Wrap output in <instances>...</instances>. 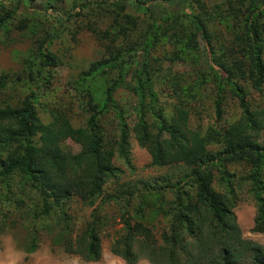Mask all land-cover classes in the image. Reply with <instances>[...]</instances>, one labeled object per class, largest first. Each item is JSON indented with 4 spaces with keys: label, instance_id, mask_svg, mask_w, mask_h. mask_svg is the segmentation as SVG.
Wrapping results in <instances>:
<instances>
[{
    "label": "trees",
    "instance_id": "obj_1",
    "mask_svg": "<svg viewBox=\"0 0 264 264\" xmlns=\"http://www.w3.org/2000/svg\"><path fill=\"white\" fill-rule=\"evenodd\" d=\"M168 1L173 2V6L171 4L169 10L164 7L166 12L157 19L154 11L163 8L164 3L161 1L62 0L64 4H69L65 12H59V23L69 19H87L83 20L82 26L98 39L111 42V45L106 44L108 48L126 39L127 34L131 35L130 32L125 33L128 26L129 31L131 28L139 30L131 39L114 46L112 53L104 59L91 61L71 88L89 113L84 126L73 127L64 114L52 111H49L50 119L41 122L34 107L35 88L16 105L9 104L7 100L0 101V154H4V157H0V185L3 183L5 189V193L0 195V202H18L21 216L32 223L38 217L53 214L58 237L60 231L67 230L72 222L68 208L74 201L83 202L88 207L97 201L99 204H117L121 208L119 217L124 232L115 239L110 249L130 264L139 259L149 264H264V246L241 236L232 210L235 200L234 175L226 170L229 164H246L248 189L257 201L251 231L264 232V183L261 178L264 141L257 139L260 132L264 131V108H252L245 98L248 88L260 92L264 87L262 7L250 5L241 18V11L234 6L242 4L237 0H220L221 6L215 4L216 12L225 18L222 21L228 18L227 27L233 32L236 42L233 44L239 50L238 57L234 54L232 63H228L232 50L223 57L216 55L212 58L214 51L208 33L190 7L191 2L199 0ZM28 3L29 0H25V4ZM127 6L135 9L143 7L147 21L145 27L140 26L136 16L133 18L125 12ZM28 12L17 19L14 8L5 9L0 4V30L6 32L8 26L13 25L15 30L31 35V29L35 30L36 25L27 22L39 13L37 10ZM178 14L187 20L191 30L184 32L179 28L182 24ZM100 23L102 27L98 26ZM45 34H48V39L46 36L36 39V45L31 50L33 57L28 59L26 69L29 80L36 78L39 84L47 87L51 71L59 64V60L45 48L50 32L46 31ZM193 34H198L202 46L196 53L205 55L208 72L214 76L212 80L216 89L212 107L215 118L219 120L222 115L223 102L219 97L221 82L230 88L240 108V114L231 123L218 129L209 125L203 132L188 128V111L183 104L172 105L166 111L152 88L158 83L166 84V80L160 79V72L159 76H155L156 71L161 70L160 64L153 66L150 59L152 56L156 61L159 60L152 53L158 50L162 39L173 38L182 43L184 49L195 48ZM178 52L173 49L169 61L187 63L184 62L185 58L178 57ZM114 68L117 70L116 77L106 79V84L101 86L104 94L100 102H93L92 93L87 87H80V83L87 82L89 86L98 74L105 75ZM167 72L172 76L173 72ZM242 73L248 83L245 88L234 82ZM180 74L184 78L180 81H185L186 87H181L177 79L167 82L174 95L177 90L184 92L194 84V80H190L192 76L186 75L185 78L183 73ZM202 75L199 83L208 79L205 73ZM124 80L135 82L133 92L138 97V111L131 122L125 120L114 99L115 88ZM6 82L5 77L0 76V88ZM190 97H195V94ZM107 113H113L116 118V132L110 137L104 129V126L109 125L104 120ZM148 114L153 117L152 121H147ZM67 139L80 146L78 152L60 149V142ZM134 144L146 150L155 166L182 165L187 169L173 184H153L157 193L167 189H173L174 192L168 209L162 206L158 209L167 215V225L158 239L143 223L148 206L143 191L105 192L107 181H115L119 177L112 157L118 154L128 163L129 148ZM215 174L222 185V192L212 188ZM93 217L82 231L62 240L65 252L78 254L88 260L99 257L100 239L97 220ZM29 245L32 249L35 242L31 240Z\"/></svg>",
    "mask_w": 264,
    "mask_h": 264
},
{
    "label": "rangeland",
    "instance_id": "obj_2",
    "mask_svg": "<svg viewBox=\"0 0 264 264\" xmlns=\"http://www.w3.org/2000/svg\"><path fill=\"white\" fill-rule=\"evenodd\" d=\"M160 1L164 4L163 8L154 11V17L157 19H160L166 9L169 10L171 4L172 6L174 4L168 0H156V2ZM237 1L242 3L234 5L241 11V18L244 17L246 9L250 5L262 7L261 13H264V0ZM48 3L52 7L51 9ZM191 3L192 11L202 21L209 40H211L214 51L212 58L214 59L216 55L223 57L228 54V51L232 50L229 53L232 55L228 58V63H232L234 54L238 57L239 50L233 44L236 43L232 35L233 32L231 33V30L227 27L228 18H226V21H222L225 18H221L216 12L215 4L221 6L220 0H199ZM0 4L5 9L14 8L15 15L18 16L17 19L30 13L28 11L37 10L39 13L36 18L33 17L27 22L36 25L35 30L31 29V35L15 30L13 25L8 26L6 32L0 30V76H4L5 80H7L4 87L0 88V101L7 100L9 104L16 105L24 95H27L30 90L35 88L34 107L41 122H47L50 119L49 111H52L64 114L73 127L84 126L89 113L84 110L83 101L71 88L79 81L81 71L85 70L91 61L104 59L112 53L114 46L121 45L125 40L131 39L139 29L134 30L131 28V31H129L130 26H128L125 33L130 32L131 35L127 34L126 39L123 41L121 39L117 43L112 42L113 47L108 48L106 44L111 45V42L107 39H98L96 35H93L82 26L83 20L86 21L87 19H69L68 21L60 22L61 26H59V12H65V9L68 8V2L64 4L62 0H29V3L25 4V0H0ZM220 11L221 14H224L223 10ZM125 12L133 18L136 16L139 19L140 26H146L147 21L143 7L135 9V7L127 6ZM178 19L180 24H182L179 25V28L181 27L184 32L191 30L189 23L182 15L178 14ZM98 26L102 27L101 23ZM40 27H43L42 30ZM46 31L50 32V36L45 43V48L55 55L59 60V64L51 71L52 76L49 86L44 87L39 84L40 82H37L36 78L29 80L26 66L28 59L33 57L31 50L36 45V39L41 36H46L48 39V34H45ZM262 32L261 37L264 40V30ZM172 39H162L163 41L158 45V50L152 53L153 56L158 57V61L150 56L151 64L155 66L159 63L161 67L160 71H156L155 76H159L158 72H160V79L162 81L166 80V84L160 85L158 83L152 86L158 96V102L166 107V111H169L172 105L183 104L188 111L187 126L191 130L203 132L209 125L218 129V127L234 121L240 114V108L232 97L233 93L230 88L222 82L219 92V97H221L223 102L222 115L219 120L215 118L212 107L213 95L216 89L212 80L214 76L208 72L209 68L205 55L200 52L196 53L202 47L198 34H193L192 36L195 48L188 47L184 49L182 43ZM233 47L235 48L234 50ZM173 49L179 51L178 57L185 58L184 62L187 63H171L169 58L173 53ZM138 57L140 56L138 55ZM262 60L264 62V50ZM167 71L173 72L172 76ZM17 73H19L18 78ZM180 73H183L185 78L187 77L186 75L192 76L190 80H194V84L191 83L193 85H190L184 92L177 90L176 96L169 90L167 82L169 79H177L181 87H186L185 81H180V79H184ZM204 73L208 79L204 83H199L202 79L201 75ZM32 74L34 75L35 71ZM116 74L117 70L115 68L108 70L107 74H98L94 77L95 81H91L89 86L87 82L82 81L80 87H87L92 93V101L99 103L104 94L101 86L106 84V79L115 78ZM234 82L238 85H243L244 88L248 86L244 73L237 76ZM134 84V81L124 80L114 91L117 108L125 116L127 122L132 121L134 113L138 111L139 107L138 97L133 92ZM192 86L193 89H191ZM247 92L248 95L245 98L252 108H264V87L260 92L251 88H248ZM194 94L195 97H190V95L193 96ZM144 101L147 102V99L144 98ZM155 107H157L156 103ZM105 115L106 118L104 117V120L109 125L104 126V129L107 132L106 135L110 137L116 132V118L113 113ZM152 120L153 117L148 114L147 121ZM257 139L264 141V131L260 132ZM59 147L62 151L70 153H76L80 149L78 144L69 139L60 142ZM214 147L216 146H211V148ZM127 156L128 163L118 154L112 157V164L117 167L119 177L115 181H107L105 192L113 194L122 190L143 191V196L149 206V208L148 206L145 208L146 214L143 217V223L151 229L152 234H154L153 237L158 239L160 232L167 225L166 213H161L158 209L161 206L163 209H168L169 201L172 199L174 192L173 189H167L165 192L161 190L157 193L153 184H173L185 174L187 169L182 165L155 166L151 163L146 150L136 144L130 146ZM0 157H4V154H0ZM226 170L234 175L235 200L232 210L241 236L264 246V232L251 231L257 211V201L251 196L248 189V180H246L248 168L245 163H234L226 165ZM261 178L264 183V167L262 168ZM2 185L3 183L0 185V195L5 193ZM212 188L220 192L223 191L217 174H215L212 182ZM26 202L27 200L24 202L25 206L28 205ZM119 208L114 203L99 204V201H97L92 207H88L83 202L74 201L68 208V213L72 216V222L69 223L67 230L60 231L58 237L56 235L58 228L56 227V219H53V214L49 217H38L32 223L21 216L18 202L11 204V202L1 201L0 264H130L114 254L110 249L115 239L124 232V226L119 217L121 208ZM131 210L129 209V211ZM92 217L97 220V234L100 239L99 257L95 260H88L78 254L65 252L62 248V240L82 231ZM31 240L35 242L32 249H30L29 245ZM131 264L149 263L144 259H139Z\"/></svg>",
    "mask_w": 264,
    "mask_h": 264
}]
</instances>
